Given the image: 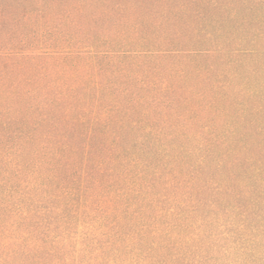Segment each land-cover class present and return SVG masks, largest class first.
<instances>
[{
    "label": "trees",
    "instance_id": "1",
    "mask_svg": "<svg viewBox=\"0 0 264 264\" xmlns=\"http://www.w3.org/2000/svg\"><path fill=\"white\" fill-rule=\"evenodd\" d=\"M256 1L0 0V264H264ZM206 14L255 72L215 127L153 65Z\"/></svg>",
    "mask_w": 264,
    "mask_h": 264
},
{
    "label": "rangeland",
    "instance_id": "2",
    "mask_svg": "<svg viewBox=\"0 0 264 264\" xmlns=\"http://www.w3.org/2000/svg\"><path fill=\"white\" fill-rule=\"evenodd\" d=\"M256 3V12L259 15L256 25L261 30L260 43L264 47V0H257ZM211 17L212 15L206 14L202 21L195 20V31L192 32L195 37L185 40L178 52L162 54L158 59H154L153 65H161L159 69H164V73L188 75L190 79L179 85L192 93L194 111L196 107L201 111L205 104L206 108L200 119L203 123L215 127L229 119L228 115H219L216 109H230L232 104L229 96L223 99L219 94L223 92L232 95L254 89L255 72L249 56L232 49L234 45L231 44L227 31ZM195 94L206 96L204 100H199L197 96L195 98ZM210 99L215 101L218 108L208 109ZM180 120L190 123L197 121V118L195 114L186 111Z\"/></svg>",
    "mask_w": 264,
    "mask_h": 264
}]
</instances>
